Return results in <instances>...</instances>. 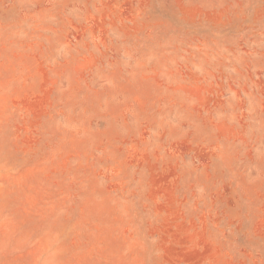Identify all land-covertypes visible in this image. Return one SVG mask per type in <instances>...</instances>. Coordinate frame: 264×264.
<instances>
[{
	"label": "rangeland",
	"instance_id": "obj_1",
	"mask_svg": "<svg viewBox=\"0 0 264 264\" xmlns=\"http://www.w3.org/2000/svg\"><path fill=\"white\" fill-rule=\"evenodd\" d=\"M0 264H264V0H0Z\"/></svg>",
	"mask_w": 264,
	"mask_h": 264
}]
</instances>
